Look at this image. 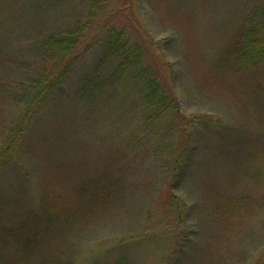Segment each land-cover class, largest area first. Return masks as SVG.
Instances as JSON below:
<instances>
[{
	"label": "rangeland",
	"instance_id": "rangeland-1",
	"mask_svg": "<svg viewBox=\"0 0 264 264\" xmlns=\"http://www.w3.org/2000/svg\"><path fill=\"white\" fill-rule=\"evenodd\" d=\"M123 1L0 0V264H264V63L240 65L264 0H130L105 24L169 66L183 132L87 20ZM83 28L42 97L81 44L39 45Z\"/></svg>",
	"mask_w": 264,
	"mask_h": 264
},
{
	"label": "trees",
	"instance_id": "trees-1",
	"mask_svg": "<svg viewBox=\"0 0 264 264\" xmlns=\"http://www.w3.org/2000/svg\"><path fill=\"white\" fill-rule=\"evenodd\" d=\"M130 0H124L121 5L117 3V6L111 7L109 3L104 7V11H98L96 4L91 3L90 7V15L87 16V20L94 24V32L96 35L101 34H108L107 37V46L111 49L112 54L114 51V58H120L122 63L120 64V71H126L129 69H136L141 76V81H146V85L143 88H147L150 90H154L156 97L151 98V102L154 103L156 100L160 101L161 97H165V104L166 106L172 111L175 124L179 127V130L183 132V126H194L197 118L194 117H186L184 116L176 103V98L172 95V91L168 84V74H170L171 70L168 65L164 64L163 62L159 61L157 56L152 55L151 53H147L151 56L150 65L143 64L142 60L145 56V49L143 44L133 45L132 50L127 45L128 40L126 41L121 34L120 31H115V29L105 26V24L109 21H113L119 14L125 9V5H129ZM138 20V19H137ZM128 24L130 27H134V30L139 34L138 22L133 20L131 17L128 18ZM141 27V26H140ZM260 28L253 29L254 34L252 37H249V40H252L250 44L247 45L245 53L240 57V65L241 66H248L249 68H254L262 65L264 63V35H256ZM86 34V29L83 28L80 31L79 36H74V34H70L68 32H61L57 38H51L46 43L39 45L43 53L46 55L52 54L57 51L58 55L61 54L62 58L74 45L81 44L84 41V36ZM104 34V35H105ZM97 37L94 39V41ZM90 41V42H94ZM125 42V43H124ZM124 43V44H123ZM85 43L78 46V50H80L74 56L72 55L66 63L62 66L60 71L56 74L52 71L45 73L43 75L41 71L37 74L38 81L36 86L38 90L41 92V96L49 94L53 83L58 81L64 74H66L69 68L77 62L78 58H80L86 51L89 45ZM137 44V43H136ZM146 44V43H145ZM153 45L152 42H148L146 44L147 49L149 46ZM93 46V45H92ZM91 46V47H92ZM90 47V48H91ZM129 47V48H128ZM128 48V49H127ZM154 62L152 63V61ZM151 64L155 67V69L151 66ZM154 70L156 73L154 74ZM138 80V78H137ZM102 84L105 85L106 81L101 80ZM169 199L176 202L177 198L175 196H170Z\"/></svg>",
	"mask_w": 264,
	"mask_h": 264
}]
</instances>
